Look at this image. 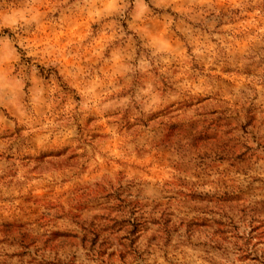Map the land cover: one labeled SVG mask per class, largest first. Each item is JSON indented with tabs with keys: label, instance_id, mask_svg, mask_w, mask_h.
Masks as SVG:
<instances>
[{
	"label": "clouds",
	"instance_id": "obj_1",
	"mask_svg": "<svg viewBox=\"0 0 264 264\" xmlns=\"http://www.w3.org/2000/svg\"><path fill=\"white\" fill-rule=\"evenodd\" d=\"M0 264H264V0H0Z\"/></svg>",
	"mask_w": 264,
	"mask_h": 264
}]
</instances>
